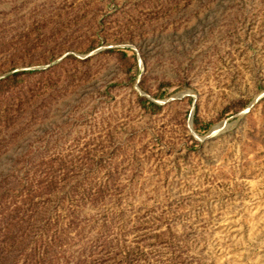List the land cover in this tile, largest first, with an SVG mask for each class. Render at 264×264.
I'll list each match as a JSON object with an SVG mask.
<instances>
[{"label": "rangeland", "instance_id": "1", "mask_svg": "<svg viewBox=\"0 0 264 264\" xmlns=\"http://www.w3.org/2000/svg\"><path fill=\"white\" fill-rule=\"evenodd\" d=\"M0 264H264V0H0Z\"/></svg>", "mask_w": 264, "mask_h": 264}]
</instances>
